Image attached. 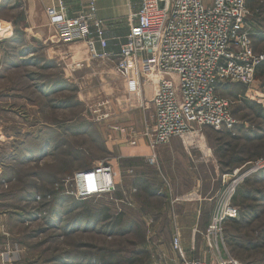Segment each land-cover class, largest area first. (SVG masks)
Returning a JSON list of instances; mask_svg holds the SVG:
<instances>
[{
  "label": "rangeland",
  "instance_id": "rangeland-1",
  "mask_svg": "<svg viewBox=\"0 0 264 264\" xmlns=\"http://www.w3.org/2000/svg\"><path fill=\"white\" fill-rule=\"evenodd\" d=\"M21 33L0 31V264H179L173 217L187 200L208 213L210 261L181 247L185 255L264 264V57L249 86L220 90L231 127H196L133 157L135 139L110 133L126 114L141 132L152 122L133 80L125 89L112 60L90 59L84 41ZM99 163L112 166L115 189L75 197L74 174ZM228 209L210 247L212 218Z\"/></svg>",
  "mask_w": 264,
  "mask_h": 264
},
{
  "label": "built area",
  "instance_id": "built-area-1",
  "mask_svg": "<svg viewBox=\"0 0 264 264\" xmlns=\"http://www.w3.org/2000/svg\"><path fill=\"white\" fill-rule=\"evenodd\" d=\"M97 1L89 0L85 13L68 17L63 0H57L47 9L55 31L52 38L60 43L84 41L90 57L112 60L118 75L137 85L138 95L142 81L151 84L152 122L142 132L150 150L196 127L218 130L233 125L231 101L220 90L235 84L249 86L264 57L253 48L246 0H139L137 11L127 17L129 31L114 57L105 51L108 39L105 22L97 16ZM3 27L0 19V31ZM246 90L249 99H257L250 88ZM114 174L109 163L76 172L75 197L111 193ZM225 214L217 212L212 218L210 247L223 218L235 213L228 209ZM172 246L179 264H238L229 255L215 263L188 257L175 235Z\"/></svg>",
  "mask_w": 264,
  "mask_h": 264
},
{
  "label": "crops",
  "instance_id": "crops-1",
  "mask_svg": "<svg viewBox=\"0 0 264 264\" xmlns=\"http://www.w3.org/2000/svg\"><path fill=\"white\" fill-rule=\"evenodd\" d=\"M63 2L65 5V15L70 17L85 13L88 8L89 0H63ZM56 4L57 0H0V19L4 24L3 32L18 30L19 32H23L21 34L24 37L52 38L55 31L49 17L47 16V9ZM246 4L250 12L247 19L248 25L254 33L253 48L258 52L255 47L261 40L259 32L264 30V16L263 14L258 15L257 12L253 10L258 6H261L259 0H246ZM138 7L139 0H131L130 6L122 0H98L96 2L97 16L102 18L105 22V37L108 39L105 51L111 56L114 57L118 53L119 45L129 31L127 24L128 15L131 12L135 13ZM87 55L92 59L88 50ZM92 60L100 61L103 59ZM75 68L76 65H73L72 69L75 70ZM115 73L120 79H123L118 75L116 70ZM124 80L129 79L121 80L126 89L127 81L125 82ZM232 86L234 85H228L226 88ZM140 87L141 101L149 102L152 96L151 84L147 81H142ZM136 88L137 85L135 84L133 91H136ZM133 96L139 97L137 92L136 95L134 94ZM137 97L136 101L138 100ZM126 115L128 116V120L124 122L116 120V123L110 127V133L114 138L121 137L129 140L131 138L135 139L137 145L132 148V151H130V154L133 157L141 154V152H147V149L150 151V148L146 144L142 135L139 124H137L135 129H133L134 131L131 132L130 126L132 125L129 124H133L130 123L132 119H130L131 117H129L128 114ZM132 117L134 118V115H132ZM157 149L158 148H156L155 152ZM175 206L177 207V211L173 217L171 243L172 237L175 235L179 238L180 246L189 256L196 255L200 258L207 259V245L201 237V231L205 228L204 221L208 217V213H203L202 206L198 207V204L191 200L181 203L178 202Z\"/></svg>",
  "mask_w": 264,
  "mask_h": 264
},
{
  "label": "bare ground",
  "instance_id": "bare-ground-1",
  "mask_svg": "<svg viewBox=\"0 0 264 264\" xmlns=\"http://www.w3.org/2000/svg\"><path fill=\"white\" fill-rule=\"evenodd\" d=\"M136 92H137V91H136ZM138 96H139V97H138V101H137V102H138V104H139V101L141 102L142 99H141L140 95H138ZM225 215H227V214H225ZM225 215H222V217H224ZM230 215H233V214H228L227 216H230Z\"/></svg>",
  "mask_w": 264,
  "mask_h": 264
},
{
  "label": "trees",
  "instance_id": "trees-1",
  "mask_svg": "<svg viewBox=\"0 0 264 264\" xmlns=\"http://www.w3.org/2000/svg\"><path fill=\"white\" fill-rule=\"evenodd\" d=\"M262 66H263L262 64L258 65V67L256 68V71H257L259 68H261Z\"/></svg>",
  "mask_w": 264,
  "mask_h": 264
}]
</instances>
